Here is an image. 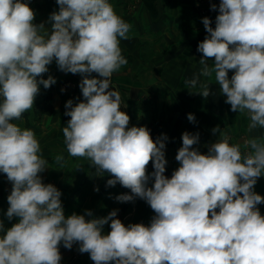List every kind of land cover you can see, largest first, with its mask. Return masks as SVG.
<instances>
[{
    "label": "clouds",
    "instance_id": "obj_1",
    "mask_svg": "<svg viewBox=\"0 0 264 264\" xmlns=\"http://www.w3.org/2000/svg\"><path fill=\"white\" fill-rule=\"evenodd\" d=\"M56 3L59 10L36 24L27 2L0 0V172L12 184L5 216L17 219L7 229L0 220V264H60L61 245H78L94 264H264V216L257 207L264 196L255 191L264 176V135L230 143L217 125V141L202 154L194 147L199 132L185 131L175 157L180 166L168 178V136L154 140L147 126L129 127L121 110L127 105L112 87L113 74L128 63L120 39L129 38L130 24L109 0ZM218 13L215 28L202 18L208 34L197 46L202 67L185 88L208 98L211 89L200 77L214 73L231 111L246 112L249 132L264 130V0H221ZM53 61L58 70L82 77L83 100L65 103L68 154L89 160L97 176L109 174L106 186L130 190L116 201L144 200L155 213L149 225H125L119 209L100 218L86 219L91 210L66 216L62 192L43 182L49 161L34 131L14 121L33 107L41 85L56 84L51 75L43 78ZM187 119L196 122L192 113ZM150 161L154 170L148 173ZM105 225L111 229L106 234Z\"/></svg>",
    "mask_w": 264,
    "mask_h": 264
},
{
    "label": "rangeland",
    "instance_id": "obj_2",
    "mask_svg": "<svg viewBox=\"0 0 264 264\" xmlns=\"http://www.w3.org/2000/svg\"><path fill=\"white\" fill-rule=\"evenodd\" d=\"M114 1L116 0H109V3L113 5ZM133 1L134 0L130 1L129 4L124 6L126 11L134 10V3L136 2L134 1L133 3ZM201 1L203 4L201 8V16L204 18L209 14L210 8L208 3L210 1ZM22 2H27L29 6L35 11V13L40 15L38 16L39 19L45 18L49 8L44 7V5L46 3L48 6V3L50 2L49 0H22ZM42 3L43 5H41ZM114 10L117 14L119 13L118 11H120L117 8H114ZM201 26V29H203V23ZM196 32L193 30L181 32L180 39L174 38L170 42V45L181 46L182 48L180 49L185 50L184 55L169 56L171 60L170 64L178 67L179 63L180 69L178 67L176 69H168V71H159L156 69V66L153 65L154 68L152 67V70L139 69L131 71V68L124 70L119 69L112 76L113 89L120 93L122 102L127 105V107L122 106L121 110L126 112L130 117L129 127L147 126L151 130L150 134L154 140L161 134H166L168 136L169 139L166 141L165 150L167 165L166 171L164 173V175L168 178H171L173 171L180 166L175 157L177 150L182 146L181 136L185 131L190 133L199 132L200 142L198 145H194V147L198 148L202 154H207L208 147L217 141L219 133H216L215 135L212 133V129L217 125L220 126L221 130L224 129L227 131V133L232 137L230 143H239L243 145V142L248 138L257 135H264V130L260 129L249 132V119L248 116H244L246 112L243 115L241 112H237V117L232 119L227 118L225 111H227L228 114V112L231 111V106L225 103L226 97L221 94L219 85L215 81L214 73L210 77H200L202 83H208L209 86L211 84L214 85L210 88L212 95H210L208 98L205 99L198 94H189V91L185 88L184 82L193 78L194 73L198 74L202 67L199 64L202 54L199 55L189 49L195 45L193 42L199 43V38L196 37ZM205 36L206 35L204 32L203 34L200 33L202 40H204ZM157 52L160 51L157 50ZM132 56H128L127 61L130 64L135 65V58ZM146 58H153V60L149 61L153 64L155 62H163V60L166 61V54H143L140 55V59L137 60L144 61ZM212 60H214V58H210L209 62ZM193 69L196 72L193 71ZM93 75L95 76L97 74L93 73ZM149 75L153 76L152 81H154V79L157 80L161 78V76L164 80H166L167 75H169V78H167V81H165L168 85H163V83L157 81L152 84V88L157 86V88L153 90V95L147 93V95L154 98V100L162 99L161 107L159 106L161 109L158 108V110L160 109L161 115L158 116L153 114V116L150 118L148 115L144 116L143 114L139 113L135 103V100L146 98L145 85L147 84V81L151 80ZM231 75L232 71L230 70L229 78H231ZM78 85L79 79L76 77V75H71V77H67L61 82V90L64 89L65 94H67L69 98L73 99V101L76 103L82 99V94ZM136 85H139V87L142 86V88L139 89H142L144 93L140 91L138 93H134V86ZM164 88L166 91L164 93H160V91H162ZM148 90L150 91L149 88ZM53 95L54 97L56 96V94H52L49 89H40V94L37 96V98L41 101L34 103L33 107L29 110V113L32 112V109L35 114H43L45 112L46 114H49L52 112L54 108L52 103H50V100L54 98ZM140 105H142V109L150 108L148 107L150 104L145 103L144 101L142 104L140 102ZM211 107L217 108V110L219 112H223V114L220 117L218 116L216 120H208L204 118L200 119L196 117L195 123L188 121L187 115L189 113L195 115V112H197V116H200L201 111L204 112L207 110L206 115L208 116ZM59 110L61 109L59 108ZM39 120L40 119L34 116L29 118V120L25 119L24 127L28 128L29 125ZM14 122L16 123V121ZM64 126H66V124L60 128H54L53 131L45 129L44 132L48 133L45 140L54 141V138L63 137L62 140L64 141L62 132V128ZM35 136L39 140V135ZM45 145L51 148H49L47 152L40 153L42 158L49 161V169L41 174L43 177V182L53 184L62 192L61 200L66 216H69L72 213L82 215L86 210H91L93 212V217H86V219L100 218L107 216L108 213L114 209H119L117 218H119L125 225L130 223H143L147 226L150 224L155 213L144 200L137 198L134 202L124 203L116 201L115 197L117 195L130 193V190L122 187L119 183H117L114 187L106 186L107 180L112 177L107 173H105L103 177L95 175V169L91 166V162L82 157H71L67 152L66 145L62 146L65 147L64 152H59V144L57 142H54V144L45 142ZM58 155H62L64 157V160L61 163L56 162L55 158ZM153 170L154 169L150 161L146 171L151 173ZM151 186L152 181L149 182V187ZM96 187L99 188V191L94 190ZM11 189L12 184L7 180L6 174L0 172V220L4 222L6 229L10 228L14 223L17 222L16 218H13V220L9 221L5 216V213L9 207L7 197L10 194ZM255 191L261 196H264V176L258 178L257 184L255 185ZM257 207L259 208L261 215L264 216V203H261ZM217 211H219V209H217ZM110 230L111 229L109 225L104 226L105 234L110 232ZM4 234V232H0V236H3ZM78 247V245H73V248L68 250L61 245L59 247V250L62 254V260L60 264H94V262L90 259L89 254H81L78 251Z\"/></svg>",
    "mask_w": 264,
    "mask_h": 264
},
{
    "label": "crops",
    "instance_id": "obj_3",
    "mask_svg": "<svg viewBox=\"0 0 264 264\" xmlns=\"http://www.w3.org/2000/svg\"><path fill=\"white\" fill-rule=\"evenodd\" d=\"M49 1L50 2L48 3V6L46 3L44 5V7L49 8L45 18L39 19L38 16L40 15L36 14L34 23L39 24L41 22H47L49 15L53 11L59 10V6L56 3V0H49ZM130 1L132 0H116L114 1V4H113V7L115 9L117 8L120 10L118 11L119 12L118 15L121 16L125 20V22L129 23L131 26L129 33H128L129 38L127 40L120 39V48L122 51V55L127 60H128V56L134 55L132 57L135 58V62H134L135 65L130 64L128 62L126 65L122 66L120 70H124L127 68H131V71L132 70L135 71L139 69L152 70V67L154 68L153 65H155L156 69L159 71H168V69L169 70L176 69L178 67L180 69L179 63H178V67H176L173 64L172 65L170 64L171 60L169 56L170 55H184L185 50L180 49L182 48L181 46L170 45L171 40L174 38L180 39L181 32H185L187 30H193L194 32L197 31L196 37L199 38L198 42L203 41L200 37V33L203 34L204 32L205 35H208L204 28L201 29L202 28L201 8L203 6L201 0H134L136 2L134 3L133 1L134 10L126 11L124 9V6L129 4ZM209 1L210 2L208 4H209L210 11H209V14L206 15L205 17L210 18V20L212 21L211 26L215 28V18L219 14L218 6L221 0H209ZM212 3H215L217 5V10L215 11L211 10ZM41 5H43V3ZM45 27L50 29V24L45 23ZM193 43L195 45L192 44L194 46L192 48H189V47L188 48L192 50V52H195L200 55L201 53H199L196 48L198 46V43L197 42H193ZM157 50H159L160 52H157ZM153 53L159 54V55L166 54V61L163 60V62H155L152 64L149 61L153 60V58L151 59L146 58V60L144 61L137 60V59H140V55H143V54L147 55V54H153ZM48 68H49V71L48 73L43 74V78L47 79V77L51 75L55 77L57 81L56 84H54L53 86L49 88L51 93L56 94L57 96V97L56 96L54 97L53 95L54 98L50 100L51 101L50 103H52L54 110H52V112H50L49 114L48 113L46 114V112L43 114H35V112H33V109H32V112L29 113V110H28L26 113L23 114L22 119L19 121H16V123L18 124V126H20L23 129V128H27V127H24L25 119L29 120V118H32V116L40 119L39 121L34 122L31 125H29L28 128L33 130L35 135H39L38 141L39 143H41L40 144L41 153L47 152L49 148H51L45 145V142H50V144H54V142H57L59 144L58 146L59 152H64L65 147H62L65 145L64 141L62 140L63 137L54 138V141L53 140L48 141V140H45L48 133H45L44 131L45 129L49 131H53L54 128H60L61 126L67 123L66 120L70 119V117H67L64 115V112H65L64 108H65L66 101L71 98H69V96L65 94L64 91H61V82L65 80L67 77L69 78L71 77V75H74V74H71V73L66 74L58 70V67L55 61H53V63L49 65ZM193 71L195 70L193 69ZM194 74H197V73H194ZM75 75L79 79V82H80L82 77L78 74H75ZM149 77L151 78V80L150 81L146 80L147 84L145 85L146 98L135 100V103L138 109L137 111H139V113L143 114L144 116L148 115L150 118L153 116V114H156L158 116L161 115L160 107H161L162 99L154 100V98L149 97L147 93L153 95V90H155L157 86L155 88H152V84H154L157 81H160L161 83H163V85H168L165 81H167V78H169V75H167L166 80H164L161 76V78L157 80L154 79V81H152L153 76L149 75ZM212 86L214 85L211 84L209 87L211 88ZM139 88H142V86L141 87H139V85L134 86V90H135L134 93H138L139 91L143 92V90ZM148 88L150 89V91L148 90ZM40 89H44L42 85L40 86ZM165 91L166 90L164 88L162 91H160V93L161 92L164 93ZM81 100H83V97ZM40 101H41L40 99L36 98L34 103H37ZM143 101L145 103H149L150 106L148 107L150 108L142 109L143 107L142 105H140V102L142 104ZM74 103L76 102L74 101ZM59 108L61 110H59ZM158 108L160 109L158 110ZM132 110L135 111L134 109ZM244 113L245 112H241L242 115ZM206 114H207V110H205L204 112L201 111L200 116H197V112H195V118L197 117L200 119L204 118L208 120H213V119L216 120L218 116L220 117L223 114V112H219L217 108L211 107V110L209 111V115L207 116ZM225 114L228 119L237 117V112L233 113V111H230L227 114V111H225ZM244 116H247V114L245 113Z\"/></svg>",
    "mask_w": 264,
    "mask_h": 264
}]
</instances>
